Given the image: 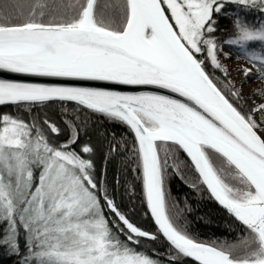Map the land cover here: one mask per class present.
<instances>
[{"label": "snow or ice", "instance_id": "snow-or-ice-1", "mask_svg": "<svg viewBox=\"0 0 264 264\" xmlns=\"http://www.w3.org/2000/svg\"><path fill=\"white\" fill-rule=\"evenodd\" d=\"M225 47L264 80V0H0V75L14 76L0 78V264H264V102L247 107ZM55 105L59 124L43 112ZM89 114L126 129L104 159L122 158L128 191L139 182L154 231L116 200L119 180L97 178ZM185 169L237 223L234 242L189 231L169 187Z\"/></svg>", "mask_w": 264, "mask_h": 264}, {"label": "trees", "instance_id": "trees-1", "mask_svg": "<svg viewBox=\"0 0 264 264\" xmlns=\"http://www.w3.org/2000/svg\"><path fill=\"white\" fill-rule=\"evenodd\" d=\"M257 19H259V17H257ZM220 34L221 36H231L234 34L231 30V23L229 19L222 18L220 20ZM225 49L230 50L231 53L237 57V52L234 51L232 47H225ZM239 58L243 59V57ZM221 59L226 65L223 58ZM252 69L254 75L250 77V79L253 81L254 86L251 90L243 89L244 99L248 108H252L254 106L252 100H254L256 96L261 95L254 93L264 92V80H262L263 84H259L261 79L256 77V68L253 66ZM230 74L231 79L234 81L233 74L235 73L230 71ZM217 75H219V73H217ZM244 78L245 76L242 75L240 81H234L235 84L239 87ZM221 79H223V77H221ZM3 110L5 112L13 111L11 108H5ZM43 112L50 116L58 124L61 123L62 120L67 119L63 110L58 105L44 109ZM113 135L115 137V142L119 143L121 146H123L124 139H128V133L123 126H117L113 122L105 120L98 115L89 114L87 126L81 128V142H89L97 148V178L101 181L102 185H107L109 190H113L115 181L119 180L120 183L115 184L114 188L116 200L125 209L134 210L130 213V215L138 225L145 227L147 230L154 231L155 225L150 215L146 214L147 209L143 201L139 182H135L137 187L134 193L127 190L129 186L133 184L135 177L127 171L122 174V158L120 156H116L115 158L109 159L107 163L105 162L104 157L108 153L110 145L113 143ZM122 137L124 139H121ZM64 138V136H61V142ZM179 155L181 159H185L183 153H180ZM183 176L184 182L174 177L170 181L169 187L171 190V201H178L180 209H183L184 207V197H187L188 202L191 204L192 211L186 216L189 231L200 241L208 243L213 241L234 242L239 231V226L234 219L229 216V214L221 206L208 197L207 191H202L197 194L190 187L186 186L188 183L196 181L197 177L195 173H193L190 169H185L183 171ZM172 210L175 211V209ZM164 246L165 245L162 241L156 243H146L144 244V249L151 253V250H158ZM4 264H11V262L5 259ZM187 264H192V262L189 260Z\"/></svg>", "mask_w": 264, "mask_h": 264}, {"label": "rangeland", "instance_id": "rangeland-1", "mask_svg": "<svg viewBox=\"0 0 264 264\" xmlns=\"http://www.w3.org/2000/svg\"><path fill=\"white\" fill-rule=\"evenodd\" d=\"M224 51L229 54L231 59L224 58V57H222V58H223L224 62L226 63V65L228 66L229 70L235 73V74H233L234 81L238 82L241 80L242 75H237V71L239 69H242L245 67H251L252 68L253 66H251L252 64H250L248 60H246L244 58L242 59V58L235 57L231 53L230 50L224 48ZM245 80H246V78H244V80L241 82V84L243 83V89L244 90H251L252 87L254 86L253 81L250 78H247L246 82H245ZM260 81L261 82H259V84H261V83L263 84L262 80H260ZM262 93H264V92H262ZM252 101L254 103V106L260 102H264V94H261L260 96H256L255 99Z\"/></svg>", "mask_w": 264, "mask_h": 264}, {"label": "water", "instance_id": "water-1", "mask_svg": "<svg viewBox=\"0 0 264 264\" xmlns=\"http://www.w3.org/2000/svg\"><path fill=\"white\" fill-rule=\"evenodd\" d=\"M0 78L9 79V78H14V76H13V74H3V75H0ZM29 82L51 83V82H56V81H54L51 78H34V79H30ZM71 83L77 84L78 86H97L101 82L73 81ZM117 90L134 91V90H154V89H132V88H128V87H121V88H119ZM202 242H205V241H202ZM205 243H208V242H205Z\"/></svg>", "mask_w": 264, "mask_h": 264}]
</instances>
